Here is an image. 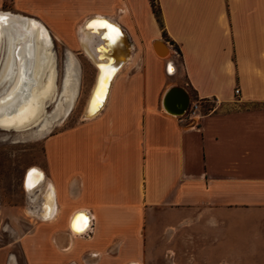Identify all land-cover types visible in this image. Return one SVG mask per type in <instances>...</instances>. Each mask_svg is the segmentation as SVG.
Segmentation results:
<instances>
[{
    "label": "crops",
    "instance_id": "1",
    "mask_svg": "<svg viewBox=\"0 0 264 264\" xmlns=\"http://www.w3.org/2000/svg\"><path fill=\"white\" fill-rule=\"evenodd\" d=\"M156 3L162 26L150 0L88 5L80 29L95 17L116 22L130 57L95 116L46 137L38 166L51 202L43 217L39 198L41 218L20 238L25 264H147L156 248L166 250L155 240L178 224L230 223L232 212L247 222L264 217V0ZM6 8L0 0V11L25 15ZM155 39L172 49L174 75ZM171 84L198 103L192 120L162 110ZM84 214L88 228L74 234L69 222ZM11 256L17 264L13 253L6 264Z\"/></svg>",
    "mask_w": 264,
    "mask_h": 264
},
{
    "label": "rangeland",
    "instance_id": "2",
    "mask_svg": "<svg viewBox=\"0 0 264 264\" xmlns=\"http://www.w3.org/2000/svg\"><path fill=\"white\" fill-rule=\"evenodd\" d=\"M90 4H93V0H5V7H8L6 10L36 17L49 30L55 53L57 96L46 101L44 112L50 111L55 104L54 99L60 97L68 52L78 62L80 79L73 107L66 117L53 124L47 135L29 138V131L0 128V262L3 264L7 263L8 253L15 255L17 264H25L20 251V238L30 233L36 219L29 215V209L33 211L35 206L23 188L26 171L30 167L39 168L38 165L43 162L44 141L48 135L83 120L96 70L92 61L80 49L77 35ZM132 56L137 58L135 51ZM125 69L123 67L121 70ZM194 101L191 96L190 105ZM186 215L189 219L190 214ZM242 215L232 212L230 223L198 222L192 225L188 221L178 224L177 232L168 231L165 238L155 240L157 246L165 242L166 250L156 248V252L147 256L146 263L264 264V217H258L260 221L255 223L244 221ZM246 218H255V215H246Z\"/></svg>",
    "mask_w": 264,
    "mask_h": 264
},
{
    "label": "bare ground",
    "instance_id": "3",
    "mask_svg": "<svg viewBox=\"0 0 264 264\" xmlns=\"http://www.w3.org/2000/svg\"><path fill=\"white\" fill-rule=\"evenodd\" d=\"M0 17V128L29 131L27 134L29 138H41L50 131L58 119L66 117L73 107L79 90L78 62L72 53H67L60 97L54 99L55 104L50 111L44 112L46 101L55 96L57 74L55 53L49 32L37 21L11 14L9 11H0ZM102 21L111 25L108 20ZM89 24L86 21L79 30V39L87 57L94 64L96 73L82 115L83 119L95 116L104 106L112 82L122 69L111 68V75L105 77V69L111 67L109 63L113 60L105 58L109 53L108 46H103L107 39L101 40L100 34L108 30L106 36L114 37V33L110 29L102 28L94 32L88 27ZM113 25L117 27L116 31H120L123 35L121 28L116 24ZM168 60L169 57L166 62ZM168 70L173 72L174 67L170 65ZM30 168V171L36 170L29 180L33 186L31 190L26 187V177L30 172L26 175L28 169L24 176L23 188L34 206L37 205L39 198H42L41 212L45 216L43 210L51 202L50 193L45 189L46 181L42 170L38 167ZM34 209L33 211L29 209V215L40 217L36 208ZM82 217L83 220L78 223L72 218L69 222V228L74 234H81L88 225V216L84 214ZM76 228L80 230L77 232ZM10 259L12 264L14 257L11 256Z\"/></svg>",
    "mask_w": 264,
    "mask_h": 264
},
{
    "label": "water",
    "instance_id": "4",
    "mask_svg": "<svg viewBox=\"0 0 264 264\" xmlns=\"http://www.w3.org/2000/svg\"><path fill=\"white\" fill-rule=\"evenodd\" d=\"M94 19L91 18L90 21H92ZM97 20H104V19H97ZM109 22H111V21H109ZM113 24H116L121 28V26L119 24H117L116 22H111L112 26H114ZM113 28H117V27L114 26ZM121 30L123 31V35L121 34L120 31H116V33H114V37H113L114 42L107 39V42H105L103 44V46L104 45L108 46L107 51L109 52L108 55L105 56V58H107L109 60H111V59L113 60L112 63H109V65L111 64V67L105 69V77H108V75L109 76L111 75L110 74L111 68L112 69L122 68L130 56V44H129L128 37L122 28H121ZM107 32H108V30H105V31H103L102 34H100L101 40H106L105 37H107L106 36ZM152 48H153V50L157 56L162 57V58L169 57V60L165 64L166 65L165 66V72L169 76L174 75L176 70H175L173 60L170 59V56L173 54L172 49L162 39L153 40ZM170 65L172 67H174L173 72L168 70V67ZM190 103H191L190 93H189L188 89L186 88V86L181 85V84L169 85L163 91V93L161 95V99H160V106H161L162 110L164 112H166L167 114H170V115L175 116V117L184 116L187 113V110L190 106ZM102 107H101V109H102ZM30 169L27 171L26 175L28 174ZM88 225H89V221H88ZM88 225L86 226V228L83 231H81L82 233L86 231V229L88 228Z\"/></svg>",
    "mask_w": 264,
    "mask_h": 264
},
{
    "label": "snow or ice",
    "instance_id": "5",
    "mask_svg": "<svg viewBox=\"0 0 264 264\" xmlns=\"http://www.w3.org/2000/svg\"><path fill=\"white\" fill-rule=\"evenodd\" d=\"M88 27L90 29H92L94 32H98L99 29H110L112 33H116V29L113 28L111 25H108L105 21H102V20H95V21H92ZM105 39H108L110 41H113L114 42V38L112 36H108V37H105ZM36 172V170H31L28 174V177H26V187L31 190L32 188V184L29 183V180L31 179V177L33 176V174ZM78 221L80 220H83V217L80 216L77 218ZM77 231H79L80 229L79 228H76Z\"/></svg>",
    "mask_w": 264,
    "mask_h": 264
},
{
    "label": "built area",
    "instance_id": "6",
    "mask_svg": "<svg viewBox=\"0 0 264 264\" xmlns=\"http://www.w3.org/2000/svg\"><path fill=\"white\" fill-rule=\"evenodd\" d=\"M240 92L239 88H234V93L235 95H238ZM198 109H199V105L197 102H193L188 110H187V113L185 114L184 118H186L187 120H192L196 115H197V112H198Z\"/></svg>",
    "mask_w": 264,
    "mask_h": 264
},
{
    "label": "trees",
    "instance_id": "7",
    "mask_svg": "<svg viewBox=\"0 0 264 264\" xmlns=\"http://www.w3.org/2000/svg\"><path fill=\"white\" fill-rule=\"evenodd\" d=\"M150 4L158 23L162 26V22L160 19V9L156 3V0H150Z\"/></svg>",
    "mask_w": 264,
    "mask_h": 264
}]
</instances>
